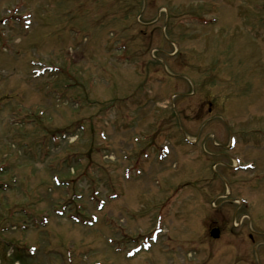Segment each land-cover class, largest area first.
<instances>
[{"label":"rangeland","instance_id":"374dc122","mask_svg":"<svg viewBox=\"0 0 264 264\" xmlns=\"http://www.w3.org/2000/svg\"><path fill=\"white\" fill-rule=\"evenodd\" d=\"M0 264H264V0H0Z\"/></svg>","mask_w":264,"mask_h":264},{"label":"water","instance_id":"95a60500","mask_svg":"<svg viewBox=\"0 0 264 264\" xmlns=\"http://www.w3.org/2000/svg\"><path fill=\"white\" fill-rule=\"evenodd\" d=\"M219 235V230L217 228H214L210 231V236H212L213 238H217Z\"/></svg>","mask_w":264,"mask_h":264},{"label":"flooded vegetation","instance_id":"af4514ba","mask_svg":"<svg viewBox=\"0 0 264 264\" xmlns=\"http://www.w3.org/2000/svg\"><path fill=\"white\" fill-rule=\"evenodd\" d=\"M208 106H209V108L207 110H208V112H210V110H211L210 103H208ZM249 238H250L251 241H253V239H254V237L252 235H250Z\"/></svg>","mask_w":264,"mask_h":264},{"label":"bare ground","instance_id":"6f19581e","mask_svg":"<svg viewBox=\"0 0 264 264\" xmlns=\"http://www.w3.org/2000/svg\"><path fill=\"white\" fill-rule=\"evenodd\" d=\"M235 144H236V143H235ZM235 144H234V145H235Z\"/></svg>","mask_w":264,"mask_h":264}]
</instances>
